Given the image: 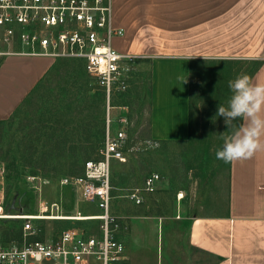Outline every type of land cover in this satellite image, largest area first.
<instances>
[{
    "label": "rangeland",
    "instance_id": "374dc122",
    "mask_svg": "<svg viewBox=\"0 0 264 264\" xmlns=\"http://www.w3.org/2000/svg\"><path fill=\"white\" fill-rule=\"evenodd\" d=\"M53 59L57 61V57ZM252 67V63L243 60L223 63L213 75H202L194 84L196 123L194 140L190 144L159 143L150 137L147 63L134 64L127 74V88L106 97V126L109 118L111 134L116 136L119 131L124 133L122 148L125 160L112 162L110 209L119 221L118 234L126 244L137 232L140 238L142 229L138 230L137 224L142 218L154 220L158 227L165 226L163 230L167 231V226L171 225L170 220H174V217L175 220H191L198 216L223 214L227 200L228 166L227 162L216 159L215 152L222 146L220 133L226 130V125L223 117H216L215 122L213 117L219 103L226 105L227 98L231 95L227 82L238 74L250 76ZM86 78L84 75L75 81H65L61 75L49 76L41 88L29 92L25 97L26 101L22 99L16 106L17 108L23 102L14 123L9 127L0 126V215L39 214L44 205H48L45 213L49 215L85 216L98 211L91 207V203L83 200L76 186L61 183L63 178L81 174L80 162H77L79 165L76 168L70 167L71 160L65 155L56 160L52 157L47 162L56 164L52 169L34 167L35 164L50 159L45 151L56 140L47 137L51 127L56 128L61 134L58 140H66L67 146L90 145L93 141L85 138L79 131L84 121L82 117L88 111L84 104H79L78 97L82 93L78 92V87L83 83L87 88L85 92L91 93L96 86L91 79L88 81ZM82 87L80 89L83 91ZM67 102L70 105L65 113L62 106ZM122 118L126 122H121ZM65 133L66 139L63 138ZM18 147L19 150L16 151ZM100 153L101 149L95 150L89 159L100 157ZM152 173H157L159 180L154 189L142 191V201L137 206L129 198V194L135 188H139L141 193L144 179ZM179 190L185 191V197L181 203L173 205V196ZM53 203H58V210L51 208ZM23 221L19 217H5L0 220V224L11 235L13 230L22 228ZM36 224L41 226L43 235L48 237L69 228L89 232H97L99 229L97 221L82 219L49 218L39 220ZM176 226L171 235H184L183 223Z\"/></svg>",
    "mask_w": 264,
    "mask_h": 264
},
{
    "label": "crops",
    "instance_id": "0c3cea01",
    "mask_svg": "<svg viewBox=\"0 0 264 264\" xmlns=\"http://www.w3.org/2000/svg\"><path fill=\"white\" fill-rule=\"evenodd\" d=\"M112 22L124 29L114 46L136 55L135 64L149 67V135L159 143H177L189 136L192 60L261 61L250 78L264 82V0H112ZM53 58L14 53L3 59L0 119L9 117L29 94ZM261 144L251 157L227 165L223 214L174 217L167 231L142 218L137 224L140 238L137 232L126 244L118 234L125 249L117 264H264V137ZM142 191L148 190L139 189L141 197ZM179 192L184 195L180 199ZM184 197L185 191L179 190L173 205ZM130 199L137 206L141 203ZM182 223L185 234L171 235ZM2 232L6 244H22V229L11 235Z\"/></svg>",
    "mask_w": 264,
    "mask_h": 264
},
{
    "label": "built area",
    "instance_id": "2783aa9c",
    "mask_svg": "<svg viewBox=\"0 0 264 264\" xmlns=\"http://www.w3.org/2000/svg\"><path fill=\"white\" fill-rule=\"evenodd\" d=\"M123 35L124 29L112 22V0H0V66L14 53L82 58L92 82L107 98L127 88L128 71L137 59L114 46L115 37ZM109 122L108 118L100 157L85 161L80 175L61 180L76 186L84 201L96 204L100 211L83 220H98V231L69 228L56 237H39L44 231L36 222L54 215L46 214L48 205H44L39 214L19 217L24 219L22 244H6L0 224V264H117L121 259L125 246L118 236L119 221L110 207L112 162L125 160L124 133L113 136ZM158 180L157 173L147 176L145 190H152ZM183 196V192L177 194L179 199ZM129 197L137 203L142 201L139 188ZM51 208L58 210V203ZM2 219L5 217L0 215Z\"/></svg>",
    "mask_w": 264,
    "mask_h": 264
},
{
    "label": "trees",
    "instance_id": "16d2710c",
    "mask_svg": "<svg viewBox=\"0 0 264 264\" xmlns=\"http://www.w3.org/2000/svg\"><path fill=\"white\" fill-rule=\"evenodd\" d=\"M226 63L225 61H206V60H192L191 62V95H190V105H189V136L186 140L179 141L177 143L181 144H190L194 140V128H195V115H194V84L198 82V80L201 79L202 75L205 76V74H211L216 72V69L221 66V64ZM261 64V61H256L253 64L251 74L254 73V71L259 67ZM55 76V75H61L65 81H68L71 79L72 81L78 80L79 77H83L84 75L88 78H86L88 81L89 79L92 80V77L86 70L85 61L82 58L78 57H57V61H54L51 67L48 69V71L45 73V75L37 82V84L33 87L31 90L36 91L38 88H41L44 85L45 80L49 76ZM249 76V77H250ZM82 88L84 89L82 91ZM78 92H81L82 95L79 96V104H84L87 108V113L82 118L84 121L81 123V127H79L81 130V134H84L85 138L93 139V141L90 143V145H83V144H77V145H68L66 144V140H63L62 142L59 141L61 134L57 132L56 128L51 127V130L47 132V137H50L52 139H56L55 143L51 145L50 148H48L45 151V154L49 156L50 159H45L41 161V163L35 164L34 167L36 169H46V167H49V169H52V167L56 166V164L52 165L50 163L51 158L53 160L61 159L63 156L67 155L69 156V159L71 160L69 162L70 167L76 168L79 164L77 162H80L82 164V170L84 168V163L87 161V159L90 158V154L93 153L95 150L102 149L104 146V139H105V133H106V119L104 117V107H105V101H106V94L103 89H101L98 86H95V91L93 92H85L86 86L82 83V85H79ZM30 91V92H31ZM28 98V97H27ZM24 102L26 101V98H24ZM77 100V98H76ZM23 102L13 111V113L6 119H0V126L2 125H12L14 121L17 119L18 115L20 114L21 107ZM26 104V103H25ZM69 102L67 104H64L62 107V110H66L65 113H67V108L69 106ZM50 126H48L49 128ZM66 133L63 135V138L66 139ZM19 150V147L16 149V151ZM51 156V157H50ZM94 159V158H93ZM97 159V158H95ZM36 163V162H34ZM229 162H227V165ZM81 166V165H80ZM73 171H76L75 169H72ZM81 172V173H82Z\"/></svg>",
    "mask_w": 264,
    "mask_h": 264
},
{
    "label": "clouds",
    "instance_id": "9594fccd",
    "mask_svg": "<svg viewBox=\"0 0 264 264\" xmlns=\"http://www.w3.org/2000/svg\"><path fill=\"white\" fill-rule=\"evenodd\" d=\"M178 79L185 82L187 78ZM227 83L231 95L226 105L219 103L213 117V122L216 117H223L226 125L220 133L222 146L215 152L216 159L224 162L251 157L262 146L264 137V82L238 74Z\"/></svg>",
    "mask_w": 264,
    "mask_h": 264
},
{
    "label": "bare ground",
    "instance_id": "6f19581e",
    "mask_svg": "<svg viewBox=\"0 0 264 264\" xmlns=\"http://www.w3.org/2000/svg\"><path fill=\"white\" fill-rule=\"evenodd\" d=\"M28 214H19V215H1L2 217H26ZM48 218H61V219H89L91 217H87V215L83 216H72V215H53V216H48Z\"/></svg>",
    "mask_w": 264,
    "mask_h": 264
}]
</instances>
